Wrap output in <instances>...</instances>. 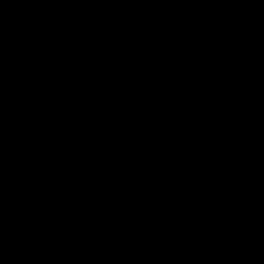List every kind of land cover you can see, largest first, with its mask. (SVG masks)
Here are the masks:
<instances>
[{"label":"water","instance_id":"1","mask_svg":"<svg viewBox=\"0 0 264 264\" xmlns=\"http://www.w3.org/2000/svg\"><path fill=\"white\" fill-rule=\"evenodd\" d=\"M0 264H264V0H0Z\"/></svg>","mask_w":264,"mask_h":264}]
</instances>
